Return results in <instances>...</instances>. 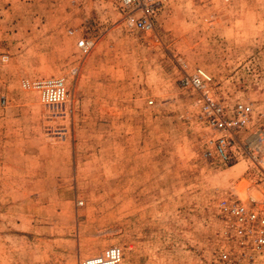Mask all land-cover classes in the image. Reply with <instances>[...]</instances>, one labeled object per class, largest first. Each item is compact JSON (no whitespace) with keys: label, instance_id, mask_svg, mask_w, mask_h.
Segmentation results:
<instances>
[{"label":"rangeland","instance_id":"1","mask_svg":"<svg viewBox=\"0 0 264 264\" xmlns=\"http://www.w3.org/2000/svg\"><path fill=\"white\" fill-rule=\"evenodd\" d=\"M152 20L137 29L118 0H0V264L113 245L120 264H248L221 258L237 246L219 202L264 203V0H162ZM50 77L65 101L26 85ZM207 102L251 107L227 162Z\"/></svg>","mask_w":264,"mask_h":264},{"label":"built area","instance_id":"2","mask_svg":"<svg viewBox=\"0 0 264 264\" xmlns=\"http://www.w3.org/2000/svg\"><path fill=\"white\" fill-rule=\"evenodd\" d=\"M162 0H118L121 8L126 12V18L137 29L150 31L153 29L152 14L154 8ZM91 40L81 38L77 45L81 52L87 53L92 47ZM184 84L193 88L202 87L199 76H191L183 79ZM37 90L41 102L46 104L61 103L66 100L68 91L62 78L50 77L33 82H26ZM235 119H227L224 114L223 106L217 103L207 102L203 106V116L212 126L227 130L228 134L218 135L214 140V152L223 161H229L234 157L233 152V132L246 122L251 112V107L246 103H237L234 107ZM250 146V145H249ZM254 153L251 154L252 161H260L264 164L263 151L254 143ZM263 150V151H262ZM213 151H205L204 156L211 155ZM219 206L226 215H229V225L233 230V238L236 242L237 251H222L221 258L229 259V254H240L247 256L248 264H258L264 259V203H258L255 198H248L247 201L237 199L219 202ZM122 250L119 246L113 245L105 248L102 252L83 258L79 264H120L122 260Z\"/></svg>","mask_w":264,"mask_h":264}]
</instances>
